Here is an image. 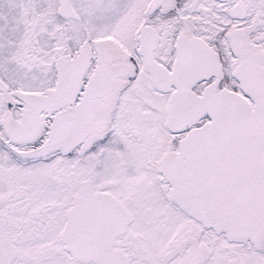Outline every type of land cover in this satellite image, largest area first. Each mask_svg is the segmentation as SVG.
Listing matches in <instances>:
<instances>
[{
    "label": "snow or ice",
    "instance_id": "1",
    "mask_svg": "<svg viewBox=\"0 0 264 264\" xmlns=\"http://www.w3.org/2000/svg\"><path fill=\"white\" fill-rule=\"evenodd\" d=\"M0 264H264V0H0Z\"/></svg>",
    "mask_w": 264,
    "mask_h": 264
}]
</instances>
